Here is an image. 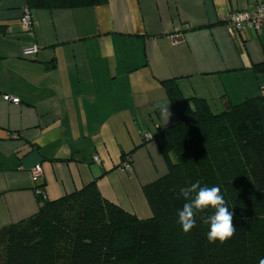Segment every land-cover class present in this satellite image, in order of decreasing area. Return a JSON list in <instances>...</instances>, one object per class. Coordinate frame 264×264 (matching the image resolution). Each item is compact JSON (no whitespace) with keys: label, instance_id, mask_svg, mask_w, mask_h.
<instances>
[{"label":"crops","instance_id":"1","mask_svg":"<svg viewBox=\"0 0 264 264\" xmlns=\"http://www.w3.org/2000/svg\"><path fill=\"white\" fill-rule=\"evenodd\" d=\"M257 1L41 8L26 30L27 1L0 0V228L38 210L37 188L52 200L92 180L106 199L149 217L142 188L167 165L155 140L144 137L178 119L161 81L175 78L184 96L218 109L223 95L237 103L264 91V72L253 68L264 62V26L231 35L224 23L227 12ZM28 45L38 46L31 57L23 55ZM165 101L166 125L156 107Z\"/></svg>","mask_w":264,"mask_h":264},{"label":"trees","instance_id":"2","mask_svg":"<svg viewBox=\"0 0 264 264\" xmlns=\"http://www.w3.org/2000/svg\"><path fill=\"white\" fill-rule=\"evenodd\" d=\"M27 9L94 6L106 0H26ZM264 72V62L253 66ZM177 121L150 134L167 172L143 186L151 210L139 218L101 195L94 180L56 199L36 192L38 210L0 228V264H259L264 259V91L233 103L221 97L213 111L184 96L175 78L161 81ZM147 137L145 134L144 138ZM129 152L121 165L129 164ZM199 181L219 187L234 213L236 234L209 243V226L184 233L181 187ZM38 189V188H37Z\"/></svg>","mask_w":264,"mask_h":264},{"label":"clouds","instance_id":"3","mask_svg":"<svg viewBox=\"0 0 264 264\" xmlns=\"http://www.w3.org/2000/svg\"><path fill=\"white\" fill-rule=\"evenodd\" d=\"M167 101L158 104L156 107L163 124H167L172 116ZM187 202L178 211V223L184 233L190 232L197 226V213L204 212L211 208L213 214L207 217L201 216V222L209 226L207 240L209 243L224 244L236 234V227L233 223L234 213L229 210L227 201L221 194L220 188L213 186H201L199 181L188 186L181 187L178 192ZM259 264H264L261 259Z\"/></svg>","mask_w":264,"mask_h":264},{"label":"built area","instance_id":"4","mask_svg":"<svg viewBox=\"0 0 264 264\" xmlns=\"http://www.w3.org/2000/svg\"><path fill=\"white\" fill-rule=\"evenodd\" d=\"M20 23L26 30L32 28L33 18L27 8L24 10L21 16ZM224 23L226 24L231 35L243 30L247 26L259 31L260 28L264 26V0L257 1L250 10H232L227 12L224 17ZM37 51V45H28L23 47V55L25 57H31L37 53ZM2 98L13 103L19 102L17 97H13L8 94H3ZM146 136L150 137V134L147 133ZM94 160L97 161L98 157L94 156ZM124 167H129V164H125ZM33 174L35 177L41 176V169L39 166L33 169ZM36 192L39 193L40 190L37 189Z\"/></svg>","mask_w":264,"mask_h":264},{"label":"rangeland","instance_id":"5","mask_svg":"<svg viewBox=\"0 0 264 264\" xmlns=\"http://www.w3.org/2000/svg\"><path fill=\"white\" fill-rule=\"evenodd\" d=\"M212 105H214V104H212ZM211 108H212V110L215 111V112L221 110V108L218 109V107L215 108L214 106H212ZM155 142H156V141H155ZM161 156H162V155H161ZM162 157H163V156H162ZM163 160L165 161L164 157H163ZM165 163H166V161H165ZM166 165H167V164H166Z\"/></svg>","mask_w":264,"mask_h":264}]
</instances>
